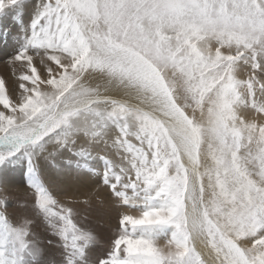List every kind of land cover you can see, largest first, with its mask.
<instances>
[{"label":"snow or ice","instance_id":"1","mask_svg":"<svg viewBox=\"0 0 264 264\" xmlns=\"http://www.w3.org/2000/svg\"><path fill=\"white\" fill-rule=\"evenodd\" d=\"M0 62V264H264V0H0Z\"/></svg>","mask_w":264,"mask_h":264},{"label":"bare ground","instance_id":"2","mask_svg":"<svg viewBox=\"0 0 264 264\" xmlns=\"http://www.w3.org/2000/svg\"><path fill=\"white\" fill-rule=\"evenodd\" d=\"M0 72H1V74L8 73V75H9V69L4 63L0 67Z\"/></svg>","mask_w":264,"mask_h":264},{"label":"rangeland","instance_id":"3","mask_svg":"<svg viewBox=\"0 0 264 264\" xmlns=\"http://www.w3.org/2000/svg\"><path fill=\"white\" fill-rule=\"evenodd\" d=\"M2 64L3 63L0 62V67H1ZM0 75L8 76V73L1 74V72H0ZM101 232H102V235L104 236V238L107 239L108 238V233L106 231H104V230H101Z\"/></svg>","mask_w":264,"mask_h":264}]
</instances>
